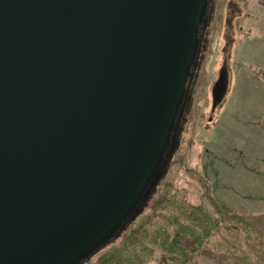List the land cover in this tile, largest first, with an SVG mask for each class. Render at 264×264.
Returning <instances> with one entry per match:
<instances>
[{
    "label": "water",
    "instance_id": "water-1",
    "mask_svg": "<svg viewBox=\"0 0 264 264\" xmlns=\"http://www.w3.org/2000/svg\"><path fill=\"white\" fill-rule=\"evenodd\" d=\"M209 5L0 0V264H80L148 199Z\"/></svg>",
    "mask_w": 264,
    "mask_h": 264
},
{
    "label": "rangeland",
    "instance_id": "rangeland-1",
    "mask_svg": "<svg viewBox=\"0 0 264 264\" xmlns=\"http://www.w3.org/2000/svg\"><path fill=\"white\" fill-rule=\"evenodd\" d=\"M201 52L186 122L171 139L165 169L149 189L154 194L137 218L86 264H100L141 222L154 219L157 224L167 212L154 204L165 190L203 207L219 224L186 262L155 248L142 264H264V229L248 237L245 226L220 215L224 211L264 224V0H213ZM223 63L228 91L210 115V87ZM175 135L177 145L172 146ZM178 228L172 224L169 231Z\"/></svg>",
    "mask_w": 264,
    "mask_h": 264
},
{
    "label": "trees",
    "instance_id": "trees-1",
    "mask_svg": "<svg viewBox=\"0 0 264 264\" xmlns=\"http://www.w3.org/2000/svg\"><path fill=\"white\" fill-rule=\"evenodd\" d=\"M172 193L170 190H165L164 195L154 204L156 208L162 207L167 212L161 215L157 224H154L156 223L153 222L154 219L141 222L140 225L144 224L146 228L139 225V228L136 227L126 234L118 247L102 257L100 264H142L145 259L155 255V248L160 251L159 254L173 257L175 261L186 262L189 259L187 254H190L191 258V251H195L204 241L209 240L212 230L217 227L219 221L203 207H193L176 198L174 192ZM154 201L150 202L151 205ZM222 212L220 214L224 217L222 220L226 219L228 222L236 220L239 226H245L243 229L248 231V237L249 233L256 234V231L260 233L256 228L264 229L262 223L259 227L252 219L240 216L230 217L224 211ZM172 224H178V230L170 232L169 228Z\"/></svg>",
    "mask_w": 264,
    "mask_h": 264
},
{
    "label": "flooded vegetation",
    "instance_id": "flooded-vegetation-1",
    "mask_svg": "<svg viewBox=\"0 0 264 264\" xmlns=\"http://www.w3.org/2000/svg\"><path fill=\"white\" fill-rule=\"evenodd\" d=\"M203 36V35H202ZM203 38V37H202ZM197 79V77H196V75H195V77H194V82H193V85L190 87V92H189V101L187 102V101H185L184 102V105H183V107H182V109H181V112H180V115H178V117H177V120H178V122L181 120V119H184L182 122H183V124H182V128H183V126H184V123L186 122V118H187V114H188V112H189V107H190V101H191V94H192V90H193V87H194V84H195V80ZM186 103H188L187 104V106H185L186 105ZM176 120V121H177ZM173 138V137H172ZM177 142V136L175 135V137H174V141H173V144H172V146H174V144ZM180 142V141H179ZM179 144V143H178ZM176 145H177V143H176Z\"/></svg>",
    "mask_w": 264,
    "mask_h": 264
},
{
    "label": "bare ground",
    "instance_id": "bare-ground-1",
    "mask_svg": "<svg viewBox=\"0 0 264 264\" xmlns=\"http://www.w3.org/2000/svg\"><path fill=\"white\" fill-rule=\"evenodd\" d=\"M210 88H211V87H210ZM225 97H226V95H225ZM225 97H224V99H225ZM210 100H211V99H210ZM223 101H224V100H223ZM223 101H222V102H223Z\"/></svg>",
    "mask_w": 264,
    "mask_h": 264
}]
</instances>
